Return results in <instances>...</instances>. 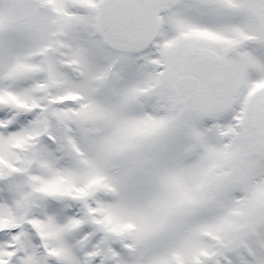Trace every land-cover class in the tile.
Returning <instances> with one entry per match:
<instances>
[{"label":"snow or ice","instance_id":"obj_1","mask_svg":"<svg viewBox=\"0 0 264 264\" xmlns=\"http://www.w3.org/2000/svg\"><path fill=\"white\" fill-rule=\"evenodd\" d=\"M0 264H264V0H0Z\"/></svg>","mask_w":264,"mask_h":264}]
</instances>
